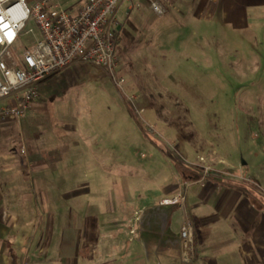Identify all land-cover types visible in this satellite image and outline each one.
Instances as JSON below:
<instances>
[{
	"label": "rangeland",
	"instance_id": "1",
	"mask_svg": "<svg viewBox=\"0 0 264 264\" xmlns=\"http://www.w3.org/2000/svg\"><path fill=\"white\" fill-rule=\"evenodd\" d=\"M128 4L117 15V73L125 78L124 91L93 64L50 77L25 118L0 120V170L15 167L31 180L38 166L44 173L51 169L45 179L50 183L67 189L86 184L94 228L112 229L122 205L123 230L129 232L126 219L138 221L134 230L130 226L139 238L132 243L134 262L161 264L170 251L177 264L180 235L171 237L165 223L180 233L187 190L208 184L209 193L211 181L227 190L219 193L221 202L230 185L264 199V27L232 28L196 18L197 35L188 38L192 31L183 29L182 37L170 29V14L161 18L146 2L125 14ZM30 27L33 20L25 30ZM33 41L25 32L16 52ZM179 193L183 204H162ZM246 214L241 204L236 215ZM76 228L71 257L77 264H89L93 256L101 262L100 251L91 256L81 239L82 225Z\"/></svg>",
	"mask_w": 264,
	"mask_h": 264
},
{
	"label": "crops",
	"instance_id": "2",
	"mask_svg": "<svg viewBox=\"0 0 264 264\" xmlns=\"http://www.w3.org/2000/svg\"><path fill=\"white\" fill-rule=\"evenodd\" d=\"M27 1L32 3L39 0ZM84 1L54 0L53 2L76 14ZM132 11L133 9L129 10L127 6L124 13ZM168 14H170L169 27L175 35L179 32L180 36L184 37V29L193 33L188 34V38H194L198 32L197 24L194 22L197 19H203L211 24L221 23L232 28H246L251 24L257 28L264 27V0H216L212 8L209 7L208 0H176L170 5L166 16L161 18H168ZM120 29L121 25L118 32ZM75 66L77 65L67 69ZM65 78L66 76L64 80ZM16 170L15 167L0 170V264H13V258L8 253L11 245L18 259L14 264H77L71 257L69 243H73L74 238H78L76 226L80 224L81 239L88 244L89 254L94 255L98 249L105 257L101 262L94 261V256L90 257L89 264H108L111 260L114 264H136L131 248L132 243L139 241V238H134L130 226L134 230L138 221L136 222L131 215L129 221L125 220L128 223L125 229L129 232L124 231L125 218L122 205H120L121 211L118 208L115 210L116 219L112 221L116 223L112 225L114 229H107L109 227L107 225L100 231L99 226L93 227L95 221L92 212L86 209V204L88 205L86 196L89 190L86 184L79 183L74 189H67L57 183L45 181L51 174V169L49 173H44L41 171L42 168L37 166L31 180L25 177L24 173L19 175ZM209 183L211 184L209 193L205 192L208 184L186 191V203L182 210L186 220L190 219L195 226L196 251L193 262L187 263L180 259L177 264H264L263 197L247 188L230 185L227 188V198L221 202V198L217 199V197L221 191L225 193L227 190L220 184L213 186L211 181ZM173 186L174 184H171L164 188V194ZM238 194L240 198L234 200L233 197ZM126 203L128 206L130 202ZM241 204L248 211L247 216L236 215ZM99 222L106 223L101 220ZM165 228L172 234L171 237L180 235L170 221L165 223ZM109 232L112 234L107 235ZM98 233L102 235L98 236ZM95 236L102 241L97 243ZM105 239L109 240V245L103 242ZM125 239H127L126 246L123 247ZM168 241L169 239L166 240ZM142 242L144 246H148L144 241ZM176 242L179 243V251L182 254L180 237L176 238ZM170 253V251L165 252L166 261L161 264H176L174 259H171ZM124 255H128L126 263L123 261ZM111 256L113 257L109 258Z\"/></svg>",
	"mask_w": 264,
	"mask_h": 264
},
{
	"label": "built area",
	"instance_id": "3",
	"mask_svg": "<svg viewBox=\"0 0 264 264\" xmlns=\"http://www.w3.org/2000/svg\"><path fill=\"white\" fill-rule=\"evenodd\" d=\"M53 1L0 0L1 121L25 118L42 83L77 64L101 67L124 91L125 78L117 73V14L122 3L128 2L132 10L146 2L164 17L176 0H85L76 14ZM208 1L212 8L216 0ZM30 20L35 27L25 30ZM25 32L32 33L34 41L18 54L16 47ZM184 200L179 193L164 198L162 204H183ZM194 234L195 226L187 219L180 231L182 259L187 263L195 259Z\"/></svg>",
	"mask_w": 264,
	"mask_h": 264
},
{
	"label": "trees",
	"instance_id": "4",
	"mask_svg": "<svg viewBox=\"0 0 264 264\" xmlns=\"http://www.w3.org/2000/svg\"><path fill=\"white\" fill-rule=\"evenodd\" d=\"M8 253L12 256V258H13V264L14 263H16L17 262V254H16V252H15V250H14V247L11 245V246H9V248H8Z\"/></svg>",
	"mask_w": 264,
	"mask_h": 264
}]
</instances>
